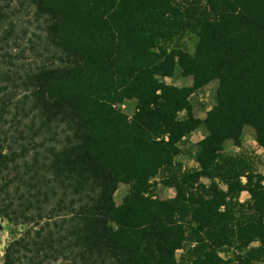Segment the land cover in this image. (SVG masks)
<instances>
[{
	"label": "trees",
	"instance_id": "1",
	"mask_svg": "<svg viewBox=\"0 0 264 264\" xmlns=\"http://www.w3.org/2000/svg\"><path fill=\"white\" fill-rule=\"evenodd\" d=\"M27 1L64 57L23 65L0 0V219L14 226L0 264L264 262V175L225 152L250 127L264 153V0ZM189 31L193 54L173 45ZM177 67L191 86L164 81ZM213 81L201 120L191 99ZM201 126L187 169L177 158Z\"/></svg>",
	"mask_w": 264,
	"mask_h": 264
},
{
	"label": "rangeland",
	"instance_id": "2",
	"mask_svg": "<svg viewBox=\"0 0 264 264\" xmlns=\"http://www.w3.org/2000/svg\"><path fill=\"white\" fill-rule=\"evenodd\" d=\"M13 0L10 2V6L6 10V14L10 17V20L15 22V38L18 39V43L21 45L23 51V57L25 60L22 64L27 68H35L36 66H60L62 65L63 52L57 50L53 46L47 37L45 31V25L43 22L38 21L35 15V7L27 0ZM4 2L3 4H7ZM198 37L194 31L187 32L180 42H174L180 44L187 52L193 54L196 49ZM42 57H39L41 56ZM38 56V57H37ZM164 81L167 84L175 85L178 87L191 86L193 84L192 76L184 75L182 70L177 67L174 75L171 78H165ZM218 81H213L208 86L198 91L192 96L191 102L194 108L195 116L201 120L207 117V113L213 108L216 103V92L218 88ZM136 100L125 101L121 105L122 111L128 116L132 117L136 111ZM183 117V115H181ZM207 135V131L204 126H201L193 134L187 137L182 143V154L177 158V162L181 163L187 169H196L198 165L195 162V154L197 151V144ZM225 152L233 156H242L254 164L256 170L264 175V153L256 142L255 131L246 127L243 132V145L238 148L234 145L233 141L225 143ZM164 175L158 176L154 181L157 185V196L162 199H171L175 195V191L172 188L166 187L164 182ZM206 184H210V180L202 179ZM225 189L224 186H221ZM130 187L128 185H120L116 195L115 201L119 205L123 199L128 195ZM241 201H247L249 195L243 193L240 197ZM14 226L6 219H0V263L4 259L5 251L10 242L12 241L11 231ZM256 246V245H255ZM191 247L190 243H187L183 250L178 251V260L184 259L188 249ZM234 249H226L221 253L223 258H233ZM185 264H188L187 262ZM255 264H264L263 261L256 262Z\"/></svg>",
	"mask_w": 264,
	"mask_h": 264
}]
</instances>
